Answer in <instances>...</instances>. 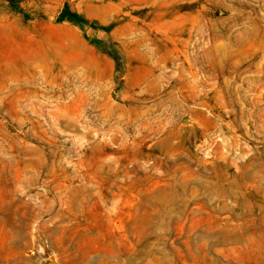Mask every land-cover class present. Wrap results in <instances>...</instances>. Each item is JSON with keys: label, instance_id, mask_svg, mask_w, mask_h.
<instances>
[{"label": "rangeland", "instance_id": "obj_1", "mask_svg": "<svg viewBox=\"0 0 264 264\" xmlns=\"http://www.w3.org/2000/svg\"><path fill=\"white\" fill-rule=\"evenodd\" d=\"M0 264H264V0H0Z\"/></svg>", "mask_w": 264, "mask_h": 264}, {"label": "trees", "instance_id": "obj_2", "mask_svg": "<svg viewBox=\"0 0 264 264\" xmlns=\"http://www.w3.org/2000/svg\"><path fill=\"white\" fill-rule=\"evenodd\" d=\"M58 20L59 21L67 20V21L73 22V23H79L80 22L79 18H77V16L74 14H70V12H63L60 15Z\"/></svg>", "mask_w": 264, "mask_h": 264}]
</instances>
